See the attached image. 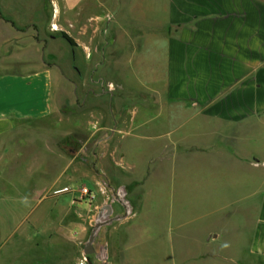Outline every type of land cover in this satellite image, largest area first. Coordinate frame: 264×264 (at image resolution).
Here are the masks:
<instances>
[{
	"label": "rangeland",
	"instance_id": "1",
	"mask_svg": "<svg viewBox=\"0 0 264 264\" xmlns=\"http://www.w3.org/2000/svg\"><path fill=\"white\" fill-rule=\"evenodd\" d=\"M57 1L60 13L56 24L63 26L64 19L72 21L68 35L75 46L70 47L62 39L64 31H59L61 39L53 49L59 63L46 59L48 65L57 64L60 69V77L54 75L50 115L17 126L8 133L1 148L7 154L2 183L10 185L11 195L22 186L23 195L33 198V202L19 208L18 215L28 217L29 222L40 214L52 216L43 226L51 231L59 226V213L67 210L64 204L54 206L52 187L66 185L73 193L87 187L93 199L76 197L82 210H86L87 235L103 206L112 205L116 216L125 214L123 203L126 204L127 217L101 231L129 232L131 241L127 246L134 264L198 262L194 253L211 247L202 243L210 231L220 234V249L237 248L243 213L237 201L248 193L243 184L246 174L239 169L212 167L205 149L193 160L189 152L176 163L175 138H208L215 124L198 116L190 120L192 113H180L174 104L160 101L148 91L158 85L144 77L148 68L143 63V50L144 45L166 34L162 21L165 0H101V5L100 0H69L67 11L65 0ZM117 7L120 21H126V12L130 16L134 12L135 77L129 80L126 48L112 53V41L118 35L109 25L113 18L110 12ZM78 19L83 22L78 23ZM8 41L0 52V64L6 62L3 59L15 58L4 50L13 51L18 40ZM113 65L121 66L122 77L114 75ZM114 90L123 98L118 121L110 95ZM127 90L132 93L127 94ZM244 129L240 128V138H264V124ZM249 149L264 155V144L258 148L250 143ZM114 167L117 174L111 173ZM43 194L49 199L36 209ZM68 231L71 235L82 234V228L76 225H70Z\"/></svg>",
	"mask_w": 264,
	"mask_h": 264
},
{
	"label": "crops",
	"instance_id": "2",
	"mask_svg": "<svg viewBox=\"0 0 264 264\" xmlns=\"http://www.w3.org/2000/svg\"><path fill=\"white\" fill-rule=\"evenodd\" d=\"M64 5L67 11L69 0ZM119 10L117 7L110 12L113 18L109 25L118 35L112 41V53L126 48L129 80L135 77L134 12L131 16L126 12V21H120ZM59 13L57 0H0V52L4 42L18 40L13 51L4 50L15 58L3 59L6 62L0 64V264H134L127 246L131 241L129 232L100 230L94 242L95 253L84 255L90 234L85 231L86 210L76 200L79 189L67 195L69 192L58 193L68 188L66 185L52 187L54 206L64 204L67 210L59 213V226L49 231L43 226L53 217L40 214L31 222L28 217L23 219L18 215L19 208L33 202V198L23 195L22 186L11 195L10 185L2 183L7 154L1 148L8 133L21 124H32L50 115L54 75L59 78L60 69L57 64L48 65L46 59L59 63V56L53 51L61 39L57 32L71 35L72 21L64 19L63 26L56 24ZM83 20L78 19V23ZM162 21L165 36L144 45L143 50V63L148 68L144 77L158 85L150 87L149 94L174 104L180 113H192L190 120L198 116L215 124L213 135L208 138H175V162L189 152L193 160L205 149L212 167L243 171L246 178L241 182L248 190L237 201L243 209L238 247L220 249V234L210 231L202 243L211 247L196 251L198 262L192 264H264V155L249 149L250 143L263 146L264 138H240V128L250 130L264 124V3L165 0ZM36 35L40 39L36 40ZM29 56L32 59L27 60ZM11 61L14 64H8ZM120 69L119 65L114 68L116 77H122ZM110 95L117 119L123 110V98L117 90ZM134 121L130 119L131 126ZM130 122L127 120L126 124ZM104 172L110 173L105 169ZM111 173L117 174L115 167ZM48 199L43 194L36 209ZM51 212L56 213L54 209ZM28 222L29 227L25 228ZM70 225L80 226L82 234L71 235Z\"/></svg>",
	"mask_w": 264,
	"mask_h": 264
},
{
	"label": "water",
	"instance_id": "3",
	"mask_svg": "<svg viewBox=\"0 0 264 264\" xmlns=\"http://www.w3.org/2000/svg\"><path fill=\"white\" fill-rule=\"evenodd\" d=\"M123 206L125 207V214L123 215H116L113 216L114 214V208L112 205H105L101 208L97 219L95 221V227L90 233L89 239L85 244L84 248V255L89 256L95 253V248H94V242L100 232V230L107 225H110L114 222L123 220L127 217L128 215V208L127 205L123 203Z\"/></svg>",
	"mask_w": 264,
	"mask_h": 264
},
{
	"label": "built area",
	"instance_id": "4",
	"mask_svg": "<svg viewBox=\"0 0 264 264\" xmlns=\"http://www.w3.org/2000/svg\"><path fill=\"white\" fill-rule=\"evenodd\" d=\"M65 192H72V189L68 187L58 191V193H65ZM78 192L82 199H86V198L93 199V194L91 190L87 187H81Z\"/></svg>",
	"mask_w": 264,
	"mask_h": 264
},
{
	"label": "trees",
	"instance_id": "5",
	"mask_svg": "<svg viewBox=\"0 0 264 264\" xmlns=\"http://www.w3.org/2000/svg\"><path fill=\"white\" fill-rule=\"evenodd\" d=\"M62 38H64L71 46H75V41L66 33H62Z\"/></svg>",
	"mask_w": 264,
	"mask_h": 264
},
{
	"label": "bare ground",
	"instance_id": "6",
	"mask_svg": "<svg viewBox=\"0 0 264 264\" xmlns=\"http://www.w3.org/2000/svg\"><path fill=\"white\" fill-rule=\"evenodd\" d=\"M54 28H56V27H54Z\"/></svg>",
	"mask_w": 264,
	"mask_h": 264
}]
</instances>
